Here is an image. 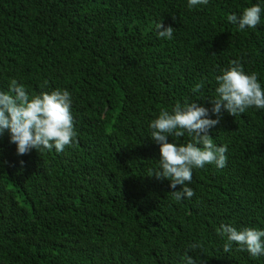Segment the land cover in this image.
<instances>
[{"label":"trees","instance_id":"1","mask_svg":"<svg viewBox=\"0 0 264 264\" xmlns=\"http://www.w3.org/2000/svg\"><path fill=\"white\" fill-rule=\"evenodd\" d=\"M253 4L255 28L228 21ZM234 59L264 88V0H0V91L12 79L30 95L68 90L77 133L62 152L25 155L0 136V264H264L218 235L264 230V109L224 111L209 129L227 163L194 168L193 197L148 176L160 157L150 122L201 97L216 119L209 99Z\"/></svg>","mask_w":264,"mask_h":264},{"label":"clouds","instance_id":"2","mask_svg":"<svg viewBox=\"0 0 264 264\" xmlns=\"http://www.w3.org/2000/svg\"><path fill=\"white\" fill-rule=\"evenodd\" d=\"M207 3L208 0H188L190 8ZM261 11L259 4H253L245 7L239 16L233 13L227 19L241 30L255 28L260 23ZM155 29L159 38H172L174 28L165 26L162 19L156 23ZM216 81L217 98L209 99L211 114L216 119L209 118V109L196 102L204 98L201 97L178 103L171 111L162 108L149 124L152 130L150 138L159 145L160 157L158 169L150 170L148 176L168 179L172 189L181 186L180 190L173 191L178 201L195 194L188 186L194 168H203L207 164H214L217 168L226 166L227 146H216L209 135V129L219 124L223 112L234 117L250 107L264 109V88L255 72L249 74L244 71L240 60H231L227 68L221 69ZM202 88L203 83H197L193 92L199 93ZM71 105V94L66 89L30 95L24 85L12 79L9 91H0V136L7 131L18 155L28 154L33 149L42 152L54 148L57 153L62 152L77 137ZM185 132L191 137L189 142H169V137L178 139ZM218 235L226 237L223 245L226 253L235 243L239 251H247L254 258L264 255V230L251 227L237 230L231 224H221ZM197 247L199 244L191 245L192 249ZM182 259L184 264H197L191 256L185 255Z\"/></svg>","mask_w":264,"mask_h":264}]
</instances>
